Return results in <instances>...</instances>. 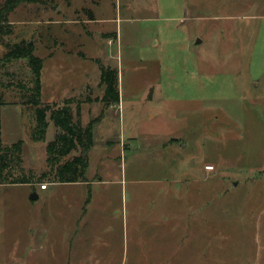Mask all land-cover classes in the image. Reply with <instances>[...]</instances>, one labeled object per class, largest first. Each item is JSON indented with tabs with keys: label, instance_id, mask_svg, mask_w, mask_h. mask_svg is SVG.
<instances>
[{
	"label": "rangeland",
	"instance_id": "rangeland-1",
	"mask_svg": "<svg viewBox=\"0 0 264 264\" xmlns=\"http://www.w3.org/2000/svg\"><path fill=\"white\" fill-rule=\"evenodd\" d=\"M20 1L4 43L45 61L44 104H80L94 123L98 182L53 185L57 129L48 120L46 140L32 139L36 110L18 88L31 69L9 64L2 141H23L29 183L0 185V264H264V0ZM99 62L118 70L113 107ZM198 173L214 177L186 196L201 209L186 207L182 239L189 198L167 180Z\"/></svg>",
	"mask_w": 264,
	"mask_h": 264
},
{
	"label": "trees",
	"instance_id": "trees-1",
	"mask_svg": "<svg viewBox=\"0 0 264 264\" xmlns=\"http://www.w3.org/2000/svg\"><path fill=\"white\" fill-rule=\"evenodd\" d=\"M21 3L20 0H7L0 8V43L4 44L8 50L0 60V72L3 77L10 76L7 66L17 61H26L31 69L29 83L19 85L23 91L21 94L22 105L36 110V127L32 132V139L36 142L45 141L49 121L54 123L57 132L55 141L47 145L49 155L48 165L52 170L53 183L73 184L87 183V173L90 160V151L93 146V125L87 127L81 122V107L77 104L76 113L74 109L65 103L59 105H47L42 102V70L45 61L34 55L35 48L30 43L22 41L11 44L4 43V39L11 33L9 14ZM100 66L101 85L104 86V95L101 102L113 107L120 103L119 75L118 70L103 64ZM12 87V86H11ZM9 85H6L0 76V185L11 186L29 183L19 178L18 169L23 164V141H19L10 146L2 141L1 112L5 105L6 92ZM97 100V99H96ZM91 103L93 99L88 97L83 103ZM78 152L79 155L73 154Z\"/></svg>",
	"mask_w": 264,
	"mask_h": 264
},
{
	"label": "crops",
	"instance_id": "crops-1",
	"mask_svg": "<svg viewBox=\"0 0 264 264\" xmlns=\"http://www.w3.org/2000/svg\"><path fill=\"white\" fill-rule=\"evenodd\" d=\"M100 84H101V79H100ZM176 140H178V139L177 138L173 139V141L175 143L177 142ZM184 147H186V146H184ZM213 177L214 176H211L210 177L208 175V176H206V179H207V181H208V179L209 180H212ZM206 179L203 180L202 179V175L199 174V173H198V175H196V174H185V175H182V177L180 176L178 178L177 177H169V181L167 180V182L170 183V184H172V186H169L166 191L169 190L171 193H174V194L175 193L177 194L178 192L181 193V194L184 193V196H185L184 198L187 201V199L189 197H186V196L198 192L200 188H201L200 189V193H201V191H202V187H201L202 181H206ZM89 182H87V183H73V184H75V185H78V184H83V185L85 184V185H87V184L97 183L98 181L91 180ZM58 184H61V183H58ZM58 184H53V185H58ZM73 184H67V185H73ZM62 185H64V184H62ZM41 190H43V189H41ZM47 190H49V187L47 189L43 190V191H47ZM188 206H191V211H193L192 213H194V212L196 213L197 211H199L201 209V206L197 207V205H194L193 203H191L190 198H189V203L186 202L185 203V207H183L182 210H179L178 211L179 213H181V214L184 215L182 217V218H184V223H180V225L183 226V231H182L183 232V236H182V239L184 238V236H186V234H187V238H189L188 237V234L191 231L190 228L188 229V227H189V225H188V223H189V221H188L189 220V216H188V213L185 212L186 211V207H188ZM182 218H180V220ZM198 221H199V219H198ZM200 221H201V219H200ZM187 238H185V239H187Z\"/></svg>",
	"mask_w": 264,
	"mask_h": 264
},
{
	"label": "water",
	"instance_id": "water-1",
	"mask_svg": "<svg viewBox=\"0 0 264 264\" xmlns=\"http://www.w3.org/2000/svg\"><path fill=\"white\" fill-rule=\"evenodd\" d=\"M39 199V196L36 192H33L32 195L30 196V200L36 201Z\"/></svg>",
	"mask_w": 264,
	"mask_h": 264
},
{
	"label": "built area",
	"instance_id": "built-area-1",
	"mask_svg": "<svg viewBox=\"0 0 264 264\" xmlns=\"http://www.w3.org/2000/svg\"><path fill=\"white\" fill-rule=\"evenodd\" d=\"M109 43L111 44L112 41H110ZM209 169H211V168H209ZM48 187H49L48 184H42L41 189L45 190V189H47Z\"/></svg>",
	"mask_w": 264,
	"mask_h": 264
}]
</instances>
